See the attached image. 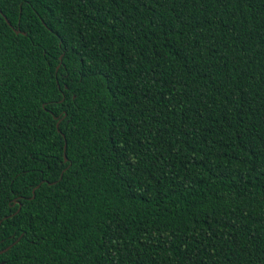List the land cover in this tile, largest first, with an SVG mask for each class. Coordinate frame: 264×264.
<instances>
[{
  "label": "trees",
  "instance_id": "obj_1",
  "mask_svg": "<svg viewBox=\"0 0 264 264\" xmlns=\"http://www.w3.org/2000/svg\"><path fill=\"white\" fill-rule=\"evenodd\" d=\"M0 13V264H264V0Z\"/></svg>",
  "mask_w": 264,
  "mask_h": 264
},
{
  "label": "water",
  "instance_id": "obj_2",
  "mask_svg": "<svg viewBox=\"0 0 264 264\" xmlns=\"http://www.w3.org/2000/svg\"><path fill=\"white\" fill-rule=\"evenodd\" d=\"M1 14V13H0ZM3 16V15H2ZM3 18L5 19V21H6V23L9 25V26H11L10 25V23L8 22V20L5 18V16H3ZM14 32L16 33V34H19V33H21V31L20 30H14ZM22 34H24V33H22ZM56 127H58V122H57V124H56ZM65 147V146H64ZM65 161H66V158L64 159ZM61 177V176H60ZM38 187V186H37ZM36 187V188H37ZM35 188V189H36ZM35 189H33L32 190V197H31V199L34 197V191H35ZM20 208H21V205L19 204L18 205V209L16 210V212H14V214H11V215H9L8 217H12L13 215H15L16 213H18L19 212V210H20ZM5 219H6V217H5ZM16 242H14L13 244H11L10 246H8L7 248H5V249H3V250H1L0 251V254H2V253H4L5 251H7L12 245H14Z\"/></svg>",
  "mask_w": 264,
  "mask_h": 264
}]
</instances>
